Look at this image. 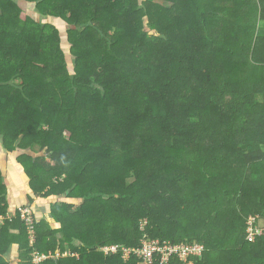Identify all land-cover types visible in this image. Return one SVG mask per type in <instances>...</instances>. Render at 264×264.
<instances>
[{
  "label": "trees",
  "instance_id": "obj_1",
  "mask_svg": "<svg viewBox=\"0 0 264 264\" xmlns=\"http://www.w3.org/2000/svg\"><path fill=\"white\" fill-rule=\"evenodd\" d=\"M172 1L0 0V140L34 192L81 199L68 228L79 258L64 264H142L119 247L141 239L205 247L168 264H264V0ZM244 182L252 195L237 191ZM4 186L0 172V253L16 236L22 264H33L40 225L34 217L30 245L29 207L8 211ZM208 201L215 215L229 210L226 224L183 222Z\"/></svg>",
  "mask_w": 264,
  "mask_h": 264
},
{
  "label": "crops",
  "instance_id": "obj_2",
  "mask_svg": "<svg viewBox=\"0 0 264 264\" xmlns=\"http://www.w3.org/2000/svg\"><path fill=\"white\" fill-rule=\"evenodd\" d=\"M0 172L5 184L2 195L7 202L8 211L13 212L17 207L27 206L40 225L38 227L41 228L42 238L38 242V251L49 254L48 258L56 259L61 256L59 262L63 264L71 262L72 258L78 259L79 253L76 249L72 250L71 245H80L82 240L73 238L68 241L71 238L68 228L79 219L76 214L81 199L71 196L70 189H65L59 193L56 189L55 192L48 193L47 196L34 192L25 168L2 145L1 140ZM55 183L58 184V182ZM49 190L50 187L46 186L42 193L49 192ZM64 210H66L65 214ZM77 225H79V221L76 223ZM75 231L80 232V229H75ZM15 241L16 236L11 237V242H7V246L0 253V256L9 261L10 264H22L24 260H22L19 246Z\"/></svg>",
  "mask_w": 264,
  "mask_h": 264
},
{
  "label": "built area",
  "instance_id": "obj_3",
  "mask_svg": "<svg viewBox=\"0 0 264 264\" xmlns=\"http://www.w3.org/2000/svg\"><path fill=\"white\" fill-rule=\"evenodd\" d=\"M20 217L25 222L28 228L29 233V243L33 245L35 240V225L34 217L29 208L20 209ZM5 216L0 214V225L3 224ZM255 217L248 219V222H252ZM119 246V245H118ZM117 245L106 246L101 250L104 252H114L117 250ZM120 249L123 252L124 258H128L130 252H133L137 257L142 261V264H153L155 260L158 261V264H168L170 258L177 256L178 260L185 263L192 262V259L195 257H201L204 251V245L198 242L193 243H176L171 244L168 240L160 242L158 239H141V245L136 248L132 247H121ZM118 247V248H119ZM49 257V254L39 253L34 251L31 253V261L33 264H39Z\"/></svg>",
  "mask_w": 264,
  "mask_h": 264
},
{
  "label": "rangeland",
  "instance_id": "obj_4",
  "mask_svg": "<svg viewBox=\"0 0 264 264\" xmlns=\"http://www.w3.org/2000/svg\"><path fill=\"white\" fill-rule=\"evenodd\" d=\"M166 2H165V4L167 5V6H170V5H172L173 4V2L174 1H172V0H165ZM215 3H217L220 7H222V6H224L226 3H227V0H215L214 1ZM175 4L177 5V7H176V9L177 10H181V3L180 2H178V1H176L175 2ZM19 5H21L24 9H27V6H24L25 5V2H19ZM228 7L229 8H231V4L230 3H228ZM68 17H69V15H68ZM70 18V17H69ZM46 21H51L52 22V20H48L47 18H46ZM103 19L100 21L101 23H103ZM55 22V21H54ZM99 22V21H98ZM105 22V21H104ZM61 23V22H60ZM103 24H105V23H103ZM57 27L61 30V29H63V30H65V28L66 27H68V25H66V24H57ZM62 31V30H61ZM189 36H190V38H189ZM196 37H198V35L197 34H195V35H192V34H189V35H187V38H188V40H191V41H195V42H197V39H196ZM92 37H88V38H86L87 40H89V39H91ZM93 38H94V36H93ZM90 41V40H89ZM86 44H89V42H86ZM196 52H198V53H200L201 51H200V48H196V50H195ZM67 56H68V65L67 66H69L70 67V69H71V71L73 70V67L72 66H74V64H73V62H72V56L71 55H69V54H67ZM208 56V55H207ZM100 65L102 66V63H100ZM103 72V70L102 71H96V74H100V73H102ZM90 127H87V126H80V127H78L77 128V130H80V132H81V136H82V138L84 137V135H85V140H86V142L87 141H95L94 140V138L92 137V135H91V133H90ZM63 135H64V137H66V138H69L68 136L70 135V133L69 132H65V133H63ZM81 136H80V139H78V140H81L82 138H81ZM82 140H84V139H82ZM115 141V140H114ZM17 142V141H16ZM118 144H119V142H118ZM111 149H113L114 150V152H116L117 151V149H116V146H112V145H110L109 146ZM118 147V146H117ZM38 148L39 147H37V146H35L34 147V149H33V151L34 152H37L38 151ZM102 148H105V146L104 145H102ZM112 160V159H111ZM239 169V168H238ZM251 169L250 167L249 168H247V172H249V170ZM120 173V170H118V174ZM127 180V182H131V181H133V178L132 177H130V178H127L126 179ZM249 186H250V188L248 189V185H247V183L246 182H244L241 186H240V188L241 189H239V188H237V191L239 192L240 190H241V192H240V194H250V195H252L253 194V189H252V186H251V184H249ZM184 190H186L185 188H184ZM182 194V190H180V192L177 194V196L178 197H180V195ZM204 205H206L207 207H208V205H209V207H212V205H210V203H209V201H208V205L205 203ZM200 206V207H197L196 208V206H194V210H193V213L191 214V215H189L188 217H186L185 219L183 218V222H185V223H187V224H192V223H194L196 220H200L204 225H205V227L207 228V229H212L214 226H217V225H222V224H226V222L224 221L225 220V218L227 217V215H229V210H224L223 208H219V210L221 211V212H225L226 214H224V215H220V214H218V215H215V213L213 212L214 210H215V208H205V206ZM235 210H236V212L237 213H241V211H240V208H235ZM213 212V213H212ZM247 210H246V212H243L242 211V213H241V216H242V218L243 219H250L252 216H251V214H247ZM255 218H257V220H261V221H263L260 217H259V214L258 213H255ZM124 226H123V230L124 231H126V232H128L129 231V222L127 221L126 223L125 222H123L122 223ZM190 225H187V228L189 229L190 228ZM140 226H141V223H140ZM187 236H191V233H189ZM218 255V256H217ZM215 256H217V257H221V255H219L218 253H215ZM214 260V259H213Z\"/></svg>",
  "mask_w": 264,
  "mask_h": 264
},
{
  "label": "clouds",
  "instance_id": "obj_5",
  "mask_svg": "<svg viewBox=\"0 0 264 264\" xmlns=\"http://www.w3.org/2000/svg\"><path fill=\"white\" fill-rule=\"evenodd\" d=\"M251 216L255 217V214H253V215L251 214Z\"/></svg>",
  "mask_w": 264,
  "mask_h": 264
}]
</instances>
